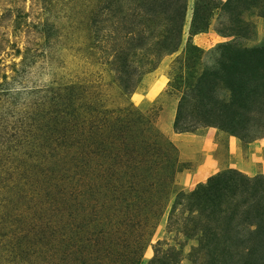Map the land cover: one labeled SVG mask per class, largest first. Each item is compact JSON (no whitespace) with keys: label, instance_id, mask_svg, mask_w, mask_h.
<instances>
[{"label":"rangeland","instance_id":"1","mask_svg":"<svg viewBox=\"0 0 264 264\" xmlns=\"http://www.w3.org/2000/svg\"><path fill=\"white\" fill-rule=\"evenodd\" d=\"M236 179L264 185V0H0V264H264Z\"/></svg>","mask_w":264,"mask_h":264},{"label":"trees","instance_id":"2","mask_svg":"<svg viewBox=\"0 0 264 264\" xmlns=\"http://www.w3.org/2000/svg\"><path fill=\"white\" fill-rule=\"evenodd\" d=\"M195 13H197V12H195ZM224 181L227 182L228 184H230V180L228 178H224ZM236 183H237L236 185H232L230 187L232 189H234V191H235V189H237L239 194H240L238 204L241 206V208L244 207V210H243L244 219H248L250 217L255 216V214L258 213L257 209H258V206L260 204L258 197L255 196V192H256L257 188L263 189L264 185L262 183H259V181H257V180L253 181L252 185H249V183H247V180H243V179H236ZM236 215H237V213L234 212L231 219L224 218L223 220H219L220 229H223V233H225L226 235H222L220 233L216 234L214 229L211 226H209V229H210L209 236L211 238L208 240H209V244H211L210 248H212L214 246L215 250H216V246L219 245L220 243L228 244L229 241H231L229 239L230 238L229 237L230 231H228V230L230 228L229 226H230L231 222L233 221V219ZM217 216H218V214H217ZM211 219L214 220L213 217H211ZM253 226H255V225L250 224L248 226V230H251L250 227H253ZM257 227H259V225ZM215 228H216V226H215ZM252 232H254V230ZM254 233H256V231ZM251 235L254 238H256L253 234H251ZM236 240L238 243L242 244L241 240H239V239H236ZM249 240L250 241H247V243H251V244H249L250 246H254V247H258V248H264V242H252L251 236H250ZM224 246L225 245H223L222 247H224Z\"/></svg>","mask_w":264,"mask_h":264},{"label":"crops","instance_id":"3","mask_svg":"<svg viewBox=\"0 0 264 264\" xmlns=\"http://www.w3.org/2000/svg\"><path fill=\"white\" fill-rule=\"evenodd\" d=\"M205 171H206V172H205ZM203 172H205V173L209 172V167H208V168L206 167L205 170L202 171V173H203ZM202 175H203V174H202Z\"/></svg>","mask_w":264,"mask_h":264}]
</instances>
